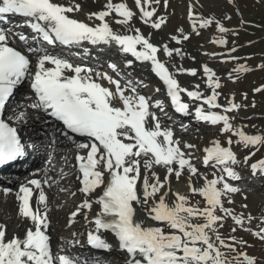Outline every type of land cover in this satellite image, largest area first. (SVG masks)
I'll return each mask as SVG.
<instances>
[{"label": "snow or ice", "instance_id": "6c2138e0", "mask_svg": "<svg viewBox=\"0 0 264 264\" xmlns=\"http://www.w3.org/2000/svg\"><path fill=\"white\" fill-rule=\"evenodd\" d=\"M169 7L170 0H134L131 6L127 0H106L101 10L85 13L78 0H0V25L12 16L23 18L15 27L0 26V167L41 148L47 164V153L58 142L75 145L74 167L80 187L71 195L80 193L82 201L70 213L68 226L81 217L90 226L83 241L77 239L81 233L74 231L71 240L53 250L46 192L53 180L46 167L38 168L32 173L34 178L15 190L18 216L25 225L23 236L14 233L8 237L6 225L0 224V264H103L94 256H85L84 250L111 252L114 247L125 254L124 264H257L245 250L251 245L235 233L248 232L264 243V217L254 230L250 225L255 217L226 205H233L232 194L241 191L230 182L240 179L234 166L241 163L232 148V137L256 148L264 146V136L234 127L235 114L247 105L236 103L234 97L220 102L217 90L222 85L207 63L201 67L210 94L205 95L201 83L181 85L178 75L197 77L198 69L175 63L177 57L183 61L186 53L182 47H170L169 41L181 46L190 33L181 27L157 44L152 31L145 33L135 26L138 20L161 31L168 23ZM202 7L200 0H189L191 33L200 35V30L215 24L220 35L213 43L227 48L226 34L238 33L216 16L200 14L197 9ZM113 22L124 31L114 30ZM85 42L116 46L119 53L130 55L133 59L123 62L127 71L116 62L110 61V71H105L50 51L57 45ZM236 51L233 46L226 52L203 54L225 63L239 59L233 55ZM190 59L196 61L195 56ZM137 62L162 83L175 113L194 115L195 121L207 125H221V134H231L227 146L216 140L203 149L204 167L214 169L211 179L193 162L198 146L182 141L174 124L166 122L171 117L164 100L143 94L148 85L133 76ZM258 67L264 69V64ZM234 71L246 72L248 68L241 66ZM26 82L29 92L11 103ZM255 91H264V87ZM155 92L160 93L161 88ZM182 94L192 103L184 102ZM181 128L187 131L188 125ZM23 133H28L27 137ZM41 134L47 143L33 141V136ZM254 154L245 156L243 163L246 165ZM251 170L253 175L264 174V159L251 164ZM184 176L190 194L201 197L195 205L189 195L173 191V178L179 181ZM13 191L4 188L3 195ZM229 218L232 234L225 237L220 230ZM109 234L117 243L107 240ZM77 247L81 251L73 252Z\"/></svg>", "mask_w": 264, "mask_h": 264}, {"label": "rangeland", "instance_id": "374dc122", "mask_svg": "<svg viewBox=\"0 0 264 264\" xmlns=\"http://www.w3.org/2000/svg\"><path fill=\"white\" fill-rule=\"evenodd\" d=\"M171 4L172 9L170 8L171 10H167L170 14V23L168 21L169 25L166 27V35L164 36L163 34V39H159L160 35H154V37H159L157 40L162 42V40L164 41L167 36L171 34H177V29L181 27L184 29L185 33H190V39L184 42L182 45V49L185 48L184 52L186 51L185 53L187 54L183 61L177 57L175 63L178 62V65L181 63L185 68H197L198 65V72H201L199 68H202L201 66L204 63H207L210 67H212L217 72V76L219 77L222 85V87L217 90L221 94L220 102L226 103V98L234 97L236 103L247 105L246 108H242L238 113L235 114L236 119L232 121L234 127L241 128L246 134L249 135L264 136V91H255L258 88L264 87V69L258 67V65L264 64V0H232L231 3H229V0H200V4L203 5L202 8L197 9L200 14L205 17L214 15L217 17V19L221 20L225 27L238 33L236 35H233L232 32L226 34V39L228 40L227 48H221L213 43V41H215L220 35L216 32L215 24L207 29L200 30V35L191 33V24L188 21L189 18H187V0L186 2L185 0H171L170 6ZM225 17H230V19H225ZM242 21H244V23H242ZM170 43L172 44V47L175 45V43ZM233 46L237 47V51L233 53V55L239 58L235 61L221 63L219 57L212 59L210 56L203 54L205 52H226L228 48ZM194 55L196 57V61L194 62V64L196 63L195 66L191 63H188L193 62L191 61L190 57ZM241 66H246L248 71H241L239 73L234 71V69H237ZM141 69L142 67H139L135 70L141 76H147V73ZM229 73H232V79H229ZM181 75L187 83L197 81L194 80L196 77L193 79L187 74ZM178 80H180V78H178ZM154 88L155 87L153 86H149L144 89V91H149L150 94H152ZM209 91L211 92L210 89H208V92ZM245 93L247 94L246 99L244 98ZM253 104H255V107L252 106ZM221 127V125L214 126V128L208 127L204 132H198V128L193 127L189 133L186 132L187 134L180 133V124L175 127L176 134L182 137L184 141L191 142L198 146V151L195 152L193 157V162L198 168H200V159L202 157L200 152V157L198 158V153L200 150L210 147L212 142L216 140H219L222 146H227V137L231 134H221ZM232 139V148L237 154L238 159L241 161L239 165L234 166L235 170L243 177L247 174L253 175L251 164L257 163L258 161L264 159V146L256 148L246 147L238 143L237 137L233 136ZM253 152L255 154L251 155V159L245 165L243 163L244 157L250 155ZM212 170L214 171L212 168H204V171H201L209 175L213 172ZM253 176L258 178L257 180H253V182L257 184L256 186H249L248 182L246 183L243 180L230 181L234 186L239 187L241 191L232 194L234 204L226 206L233 207L237 213L243 211L246 215L250 213L253 217H255L256 220H254L250 225V227L255 230L260 218L264 217V174L258 172ZM211 178L212 174L210 175L209 179ZM172 188L173 191H179L181 194L189 195L193 205L201 201V197L198 195L192 196L190 194L187 187L186 176L182 177L179 181L175 180L172 183ZM64 192L66 197L69 198V190L61 192L58 197H62ZM68 200L69 206L73 205L70 203V198ZM56 202L58 203L60 201L56 200ZM65 202L68 201L65 200ZM245 204L247 205V208H242V205ZM57 209V211L61 210L60 207ZM68 210H62L63 213L61 214L67 213ZM232 226L233 222L229 218L225 224V227L220 230L221 233L225 237L232 234L230 231ZM59 235L60 233L58 234V238ZM235 235L248 241L251 247H248L245 250L250 256L256 258L257 264H264V243L260 242L248 232L238 230Z\"/></svg>", "mask_w": 264, "mask_h": 264}, {"label": "bare ground", "instance_id": "6f19581e", "mask_svg": "<svg viewBox=\"0 0 264 264\" xmlns=\"http://www.w3.org/2000/svg\"><path fill=\"white\" fill-rule=\"evenodd\" d=\"M180 1H182V0H180ZM78 2H80L82 4L84 12L87 13L89 11L101 10L103 4L106 3V0H78ZM113 2L114 3H118V2H122V0H113ZM127 2L130 4V6L134 4V0H127ZM170 2H171V0H170ZM185 2H186V0H185ZM187 2L189 3V0H187ZM171 7H172V4L169 7V9ZM161 11H163V9H161ZM187 14H188V12H187ZM76 15L79 18H81V19L84 18V16L82 14H80V13H77ZM169 17H170V15H169ZM169 17H168V21L170 23ZM134 23H135L136 27H140L141 30L143 32H145V33L149 32V31H152L154 33V35H157V36L160 35V38L159 37H153V42L157 43V44L161 43L160 40H157V38H159V39H161V38L163 39L164 38L163 34H164V36L166 35L165 34L166 27L169 25V23H167L166 26L161 31L156 32L155 30H151L147 26L142 25L138 20L134 21ZM112 27L116 31H121V32L124 31L122 26L116 25L114 22L112 23ZM172 43H174V42H172ZM170 47H172L171 43H170ZM173 47H183V46L182 45L181 46L173 45ZM112 48L115 49L116 51H118L116 46H112ZM182 50L184 51L185 48L182 49ZM122 56H124V55L122 54ZM124 57L126 59H133L130 55L129 56H124ZM164 59H165L166 63H169L167 58H164ZM188 63H191L194 66L196 64V63L194 64V62H188ZM139 67H142L141 70H143V71H145L147 73V76H142V77L145 78L146 82L149 81L150 78H153V79L157 78V77H155V75L153 73H151L149 71V69L147 67L140 65L138 62L136 64H134V69H137ZM197 68H198V65H197ZM199 69L201 70V72H198L199 73L198 76L195 79H194V77H192L194 80H197L196 82L193 81L192 83H190V82L187 83L185 81V79L182 77V75H178L179 77H177V78H180L179 81H180L182 86H191V85H193L195 83H201V90L204 91L205 95H208L210 91L208 92L207 86L203 83V79L204 78L202 77V68H199ZM190 80H192V79H190ZM159 87L161 88V92L160 93H164L165 100H168V98L166 97V91L163 88L162 84ZM26 89L27 88L25 87V84L20 87L21 91H24ZM156 94H158V93L154 92L153 95H156ZM182 98H183L184 102H189L190 104L192 103V102H190L188 100L186 95L182 94ZM192 110L194 112V106H193ZM167 112H168L169 116H171L172 118L177 119V120H181L183 123L185 122L184 124L188 125L187 131L181 130V133H183V134H185L186 132L188 133L192 129V127H196L200 131H202L207 126H212V125L204 124L202 122L195 121L194 115L193 116H182V115H180L178 113H175L174 109H170ZM177 137L182 139V141H184L182 137H179V136H177ZM200 152L202 154V157L200 159V165H199L200 168L199 169L204 171L205 167L203 165V157H204L203 149L199 151L198 158L200 157ZM66 157H70V153L69 152L66 154ZM38 168H44V166L42 164H39ZM38 168H34V169L32 168L29 171V173L26 175L25 178H24V176L20 177L21 181L16 183V185L12 188L14 191L12 193H10L8 196H4L3 192L0 191L1 192L0 193V224L6 225L8 237H11L14 233L18 234L20 236H23V234H24L25 225L22 224V222H21V220H20V218L18 216V203L15 200V190L18 189V187H19V185L21 183L26 182L30 178H34L32 176V173ZM47 169H48V175L53 180V186L51 188H46V192H47V194L49 196V199H50V207H51L50 217H51L52 223H51L50 228L54 227V229H55L54 230L55 236H54L53 240L51 241V246L55 245L56 250H58L59 247L62 244L61 243V238L60 237L58 238V234L60 233L59 230H62L64 232V234H65L64 237L66 238V240H71L72 236H71L70 228H72L73 230L82 231L84 228H89L90 226H87V224L84 225V224H80L79 222H77V224L74 223L71 227H69L68 226V219H69L70 213L73 210L72 211L70 210V212L68 211L65 214H61V212H60L61 210H68L69 209V204H68L69 200H67L68 202H65V198H63L61 196H60V198L58 197L61 192L65 191V190H69L68 194H69V198H70V203L75 205V207L78 205L77 204L78 199H82V195L80 193H78V192H77L76 196H72L71 195V193L73 191H76L80 187V185H79L78 180L76 179V175L74 173V168L71 167L70 162L67 161L65 163L64 171L62 173H60L59 171L53 169L51 166L47 167ZM211 174L208 175L209 178H210ZM43 176H44V173L41 172V177H43ZM239 176H240V179L238 181H242L243 180L246 183L248 182L249 186L250 185H253V186L256 185V183L253 182V180H257L258 179L256 176L248 175V174L245 175L244 177L241 176V175H239ZM68 180L73 181V182H77V185L74 184L73 186H71V185L68 186L66 184V182ZM174 181H175V179L173 178L172 183ZM62 195L66 196L65 192ZM56 200L57 201L59 200L60 202L57 203ZM59 207H60L61 210L57 211L58 210L57 208H59ZM95 210L96 209L94 208L93 214H94ZM62 223H64V224H62ZM107 240L109 242L113 243V244L117 243L115 241L114 237H112L110 234L107 235ZM110 253H112L115 256H118L120 263L124 264V255L125 254L122 251H120L118 248L114 247Z\"/></svg>", "mask_w": 264, "mask_h": 264}]
</instances>
